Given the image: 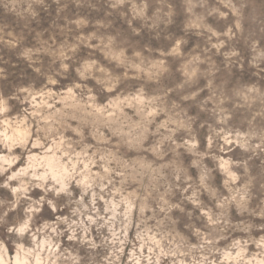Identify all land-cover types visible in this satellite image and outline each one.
Returning a JSON list of instances; mask_svg holds the SVG:
<instances>
[{
    "label": "rangeland",
    "instance_id": "374dc122",
    "mask_svg": "<svg viewBox=\"0 0 264 264\" xmlns=\"http://www.w3.org/2000/svg\"><path fill=\"white\" fill-rule=\"evenodd\" d=\"M229 4L239 7L238 0H0V167L23 151L11 171L79 173L63 207L51 214L45 205L44 219L63 234L39 237L33 256L9 248L8 264L84 256L86 246L68 240L69 224L100 245L94 253L105 264H264L257 247L264 237V25L236 29ZM102 78L119 80L104 99L96 95ZM77 84L88 90L83 97ZM68 125L81 126V146L69 143ZM119 138L151 151L121 154ZM14 142L11 151L4 147ZM29 179L20 181L38 199L43 191ZM0 198L13 196L0 189ZM177 203L184 213L160 211ZM57 216L65 222L55 224ZM209 217L218 223L209 225Z\"/></svg>",
    "mask_w": 264,
    "mask_h": 264
},
{
    "label": "clouds",
    "instance_id": "9594fccd",
    "mask_svg": "<svg viewBox=\"0 0 264 264\" xmlns=\"http://www.w3.org/2000/svg\"><path fill=\"white\" fill-rule=\"evenodd\" d=\"M36 2L42 3V0H36ZM55 2L59 3V0H55ZM123 2L124 0H117V3L122 4ZM238 2L239 7H236L232 4L228 5L236 17V23L233 25V27L238 30L241 29V22H248L252 24L260 23L264 25V0H238ZM115 6V4L112 5V7ZM220 16L224 17L225 14L220 13ZM261 31H264V27H261ZM230 32L231 28L229 29L228 33H225V35H228ZM21 55L31 59L28 52H23ZM91 66L92 65H88V67ZM60 68L65 73L69 71L68 64L61 63ZM35 71L39 72L40 69L37 68ZM77 73L81 78L84 77V73L79 69H77ZM5 78L6 76L4 70L0 68V79ZM51 82L55 83V81ZM118 83L119 80H112L111 78L97 79L96 95L101 99L106 98L115 91ZM74 87L80 89L82 97L86 91H88L87 89H81L79 84L74 85ZM249 91H253V89H249ZM184 99H189V97H184ZM4 103L7 104V101H4ZM2 111L3 114H6L9 111V108L5 107ZM65 131L72 133V138L69 140L70 144L81 146L86 139L85 133L79 125L76 127L68 125ZM13 146H15V142L12 145L7 143L4 145V147L8 148L9 151H11ZM19 146L22 149L27 148V145L23 142H21ZM112 146L113 145L111 144L109 145V147ZM114 147L121 154L129 155H144L151 151V149H144L142 144L137 145L123 138H119ZM241 147H245V150H247L245 145H241ZM22 156L23 151L20 156L12 157L11 161L5 158V164L7 167H0V178H3L0 180V189H8L13 196L12 200L0 198V254H2L4 257L3 261H0V264H8L7 253L9 248L13 249L17 253H25L29 256H33L35 253L41 251L42 241L39 239V237H51L54 234L55 238L58 239L63 234L61 231H58L55 228L53 223H49L44 219L43 214L46 211L45 205H47V209L51 210V214H55L58 207H63L61 200L63 197H73V191L71 190L70 186L79 175V173L73 175L72 171H69L66 175L59 177L56 175L49 176L47 173L35 175L34 173H29L28 171V168H31L32 165H29L28 168H21L19 171H11V164L16 160H19ZM69 167L71 168V165ZM221 167H223V165ZM23 176H31V179H29L28 183L32 188L41 189L43 191V195H41L38 199H32V197L27 194V188L25 187L23 181H20V178ZM231 178L233 181H235L239 177H237L235 174H231ZM12 181H20L21 186L12 187ZM201 183H203V177L201 178ZM184 191H187V189ZM209 194L215 196L214 192L210 191ZM184 199L191 201L197 207L200 206L198 201L194 200L192 196L184 197ZM173 208L178 209L181 213L185 212V209L181 207L179 203L172 204L166 208H161L160 211H164L165 214H167V212H170ZM244 210L245 209H240V211ZM10 213L13 215L10 216ZM187 215L189 218L192 217L191 212H188ZM203 215H207V213H204ZM63 222H65V220L57 216L55 224H60ZM217 223L218 221H214L211 219V217H209V225H216ZM189 226L190 225H186V227ZM262 227H264V225H262ZM69 230H71L73 234L68 236V240L78 242V244L81 246H86L85 255L73 256L71 254L65 255L64 252H60L57 254V259L59 260L60 264H105V260L107 258L104 260L97 259L98 253H94V250L100 247V245H98L95 241L89 240L86 236L78 238L75 234V231L72 230L71 224H69ZM244 231L248 232L249 229L245 228ZM47 242V239L43 241L45 244ZM113 243L115 242L113 241ZM252 243L257 242L251 239L245 241V244ZM239 244V241H235L233 247H236ZM257 247L260 248V254L264 256V237H261ZM17 264H23V261L17 259Z\"/></svg>",
    "mask_w": 264,
    "mask_h": 264
}]
</instances>
